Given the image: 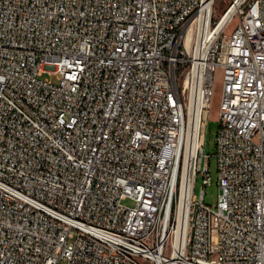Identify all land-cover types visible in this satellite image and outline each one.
<instances>
[{
    "label": "built area",
    "instance_id": "obj_1",
    "mask_svg": "<svg viewBox=\"0 0 264 264\" xmlns=\"http://www.w3.org/2000/svg\"><path fill=\"white\" fill-rule=\"evenodd\" d=\"M216 1L0 0V264H264V0Z\"/></svg>",
    "mask_w": 264,
    "mask_h": 264
},
{
    "label": "rangeland",
    "instance_id": "obj_2",
    "mask_svg": "<svg viewBox=\"0 0 264 264\" xmlns=\"http://www.w3.org/2000/svg\"><path fill=\"white\" fill-rule=\"evenodd\" d=\"M229 0H217L216 1V12L220 13L223 11V9L228 4ZM232 28V25L230 26ZM194 34L195 31L189 28L187 41L194 40ZM42 77H48L53 81H57V76L54 73L46 72L43 74ZM215 89H214V95L212 97L211 101V108L209 110L208 114V123L206 126V132H205V142H204V153L210 155V159L204 160L202 162V166L204 167L207 163L210 169V176H211V183L205 184V197L204 200L207 204H209L211 207H215L219 198V185L217 183V167H216V161H215V151H216V134L219 128V120H218V105L220 100V93H221V87H222V70H218L215 75ZM203 174L199 173L196 179L195 183V194L197 196H200L201 194V188L203 186ZM127 204L130 202L127 200Z\"/></svg>",
    "mask_w": 264,
    "mask_h": 264
},
{
    "label": "bare ground",
    "instance_id": "obj_3",
    "mask_svg": "<svg viewBox=\"0 0 264 264\" xmlns=\"http://www.w3.org/2000/svg\"><path fill=\"white\" fill-rule=\"evenodd\" d=\"M197 38H198V32L195 31L193 42L196 41ZM186 227H187V223L185 224L184 221H183V222H182V225H181V227H180V228H181V231H182L183 229H186Z\"/></svg>",
    "mask_w": 264,
    "mask_h": 264
}]
</instances>
